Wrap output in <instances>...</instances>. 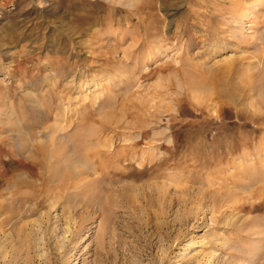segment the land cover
<instances>
[{"label": "rangeland", "instance_id": "1", "mask_svg": "<svg viewBox=\"0 0 264 264\" xmlns=\"http://www.w3.org/2000/svg\"><path fill=\"white\" fill-rule=\"evenodd\" d=\"M0 264H264V0H0Z\"/></svg>", "mask_w": 264, "mask_h": 264}]
</instances>
